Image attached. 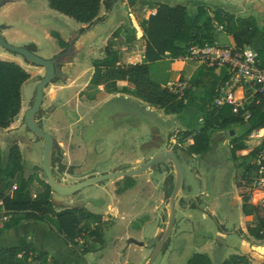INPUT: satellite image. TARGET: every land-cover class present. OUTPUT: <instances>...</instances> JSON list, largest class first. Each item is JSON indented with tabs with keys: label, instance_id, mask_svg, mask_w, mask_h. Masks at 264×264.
<instances>
[{
	"label": "crops",
	"instance_id": "obj_1",
	"mask_svg": "<svg viewBox=\"0 0 264 264\" xmlns=\"http://www.w3.org/2000/svg\"><path fill=\"white\" fill-rule=\"evenodd\" d=\"M144 1L156 4L153 8L143 7L141 15L144 20L148 18L146 11L156 10L159 4L184 6L188 25L193 23L195 12L199 6H203L208 15L215 9H221L238 18L252 17L258 21L264 20V0H242L243 6H240L236 0H184L181 3L173 1L172 4L164 3V0ZM20 4L30 8H38L44 17L51 18L50 20L54 21V23L45 27L37 24L36 30L40 27V39L29 37L17 29L12 17V6ZM246 4L249 7H246ZM258 24L260 27L262 23L258 22ZM0 26V33L6 42L22 47L33 45L35 53L42 58L51 59L64 49L68 50L59 60L62 77L48 84L43 90L40 111L47 112L42 119H37L35 116L36 123L44 132L46 131L51 135L56 142L58 152L61 154V165L66 168L62 175L57 176L56 167H52V174L58 182L74 184L83 179L105 173L136 170L158 150H170L174 147L172 143H177L179 149H176V154L180 163L188 166L192 177L199 183L197 189H193L191 186L185 188L182 186V191L177 198L182 199L185 205L180 207L178 204L177 207L181 212L186 213L188 218H191L198 209L203 223L208 218H212L220 228L215 233V238L204 239L199 246L191 248L193 254L206 255L212 264H222L233 255L246 256L248 264H264V242L250 241L247 228L255 227V225H249L251 217L242 213V200L233 181L235 169L242 163L249 164L252 162L254 155L250 153L257 150L260 140L252 135L245 137L242 141L245 149L236 151L233 159L230 144L232 137L228 141H223L224 133L229 134L231 129H214L210 131L209 138L214 132L218 134L216 150L212 151L213 153L210 152L209 142L208 151L205 155H213L224 147L227 150L229 149L230 155V161L225 162L224 165H218L213 170L212 175L211 173L204 174L196 171V165L207 161L206 157H203L205 155H188L183 151L184 146L190 143V140L187 139L181 144L178 143L183 132L198 131L202 126L205 113L201 112L199 107L205 82L204 79H201L202 75L200 76V74L210 67L207 59H172L166 54L164 59L149 64L152 81L163 87L176 90L179 94L186 93L185 109L178 114H166L163 110L151 107L133 96L131 93L132 86L126 81H117L116 91L111 94L105 93L102 85H90L94 72L92 63L104 57V49L108 42L114 44L113 48L118 50L121 66L146 62L144 57L146 40L143 30L135 18L134 12L128 6L127 0H115L109 9H106L105 5L102 4L98 20L94 24L77 23L73 19L47 8L44 0H6L0 7ZM56 37H59L66 44L64 49L58 45ZM223 37L230 39V42L220 45L219 39ZM213 46L219 48L231 47L233 43L229 35L218 31ZM252 47V44L244 46L247 50L258 53L257 49L259 48L253 49ZM0 60L18 64L30 76L20 89L21 110L14 119L15 125H12L13 121L8 128H0V133L2 139L9 135L8 139H4L6 149L12 145L18 146L22 156L23 169L28 168L29 174H32L40 171V169L35 160L29 155V153L31 154L29 145L34 144L32 140L39 138L35 135L36 138L31 137L32 133L23 123V114L30 106L35 92L31 101L25 105L22 91L23 87L30 81L37 85L39 81L36 76L39 73L36 74V72L30 71L29 67L31 66H27L28 64L20 56H9L0 52ZM221 68L217 67L216 73H219ZM43 75L44 70L42 69L41 78ZM109 103L127 104L131 108V113L138 116L139 119L136 125H132L130 129L118 134L121 141L114 149L118 150L120 146H124V134L130 131L136 135L132 136L131 139L129 138L128 144L130 146L124 149H131L136 142L139 149L142 148V145H146L148 150H139L132 161L123 158L121 163L112 164L105 170L95 171L93 169L79 173L88 155L82 142L83 126L94 122V117H91V115L96 114ZM158 120L165 125L163 128L157 126L156 122ZM64 123L67 129V139H62V130L59 128ZM242 135L243 131L240 134L235 133V136L238 137ZM146 136L151 139L149 142L145 139ZM178 136L179 140L176 142ZM9 141L13 144H9ZM118 152L125 153L124 150H118ZM25 153H27L26 159L24 157ZM119 166L126 167L120 168ZM70 167L73 168V172L68 174L67 169ZM169 175L172 176V183L174 184L173 168L171 171L166 172L152 167L140 175L117 178L95 185L96 196H100V200L98 203L94 202V205L89 204L93 201L92 197H90L91 200H86V196H83L84 194L81 191L78 192L75 199L79 201L85 199L87 201L81 207L101 217L99 223L102 229L101 240L86 237L85 233H82L81 237L77 239L79 247L83 245L93 246V249L84 255L77 256L74 254L56 230L38 220L21 219L10 229L0 231V249L17 246L21 238H27L32 240L37 252L45 253L49 259L58 264H146V262L144 263L147 253L146 246L154 241L157 232L155 228L151 230L149 225L159 223L160 215L166 209L164 207V182ZM226 177L228 178L226 179ZM225 181H228V188L227 184H220V182ZM263 194L264 192L261 191L252 192L249 204L259 206L257 200ZM35 195L32 194V196ZM194 201H196V205L194 209H191L190 205ZM89 205H93V209L90 210ZM166 211L167 219L168 208ZM96 225L98 224L91 220L85 221L82 223V229H93ZM198 226L200 227V225ZM195 230L196 227L193 226L192 221H186L185 218L179 219L174 234L169 235L165 246L167 241H178L180 245H184L186 239L177 240V237L197 233ZM235 232H238L239 235L238 244L229 243L227 235ZM187 237L189 238V235H186ZM170 242L167 244L168 247H165L167 254L172 252ZM187 243L192 244L190 240ZM181 248L183 249L184 246H181ZM184 257H181L182 264H186L188 258Z\"/></svg>",
	"mask_w": 264,
	"mask_h": 264
},
{
	"label": "trees",
	"instance_id": "obj_2",
	"mask_svg": "<svg viewBox=\"0 0 264 264\" xmlns=\"http://www.w3.org/2000/svg\"><path fill=\"white\" fill-rule=\"evenodd\" d=\"M50 9L67 16L80 24H92L98 20L100 7L105 5L109 9L115 0H47ZM128 6L134 12L135 18L143 30L146 40L144 57L146 62L135 65L121 66L119 64V52L114 49V44L108 42L104 49V57L92 63L93 75L90 85H102L104 92L111 94L116 91L117 81H126L132 86V95L151 107L163 110L166 114H178L186 107V93L179 94L173 89L163 87L150 78L149 64L162 60L166 54L172 59L189 55L193 46H213L218 31H222L231 37L233 46L242 49L252 44L253 39L261 34L264 41V20L255 18H238L221 9H215L210 15L203 6H199L195 12L191 25L186 23V9L184 6H169L159 4L156 14L146 20L142 18L141 11L144 6L153 8L156 4L144 0H127ZM259 23H262L259 27ZM221 27V30H218ZM58 45L64 49L66 44L56 37ZM35 51L33 45L27 46ZM264 67V56L258 54ZM217 66H210L200 74L204 79V92L200 100V111L205 113L203 123L198 131H185L181 134L184 140H190L183 151L188 155H205L208 151L209 132L218 130H230L231 126H240L242 136H233L230 140L231 155L235 158V152L245 149L242 141L252 131L264 129V93H255L252 99L245 102L237 113L229 105L216 107L213 105L219 89L226 79L224 68L216 73ZM29 74L18 64L0 60V128L10 126L21 110V86L29 79ZM249 97V93L245 95ZM247 114V118L244 115ZM257 150L250 154L255 155ZM52 166L58 161L52 160ZM63 167V166H62ZM253 163H242L234 171L233 181L237 193L242 200V213L251 217L247 232L252 242H264V210L260 206L249 204L250 196L254 190L252 187L251 171ZM21 174L17 182L16 177ZM37 180L42 191L35 196L31 194V184ZM172 177L167 176L164 182L165 197H169L172 190ZM10 192L6 194L5 192ZM51 189L49 185L37 178V175H24L22 156L18 146L8 147L2 158L0 150V211L6 214H22V218L13 220L11 225L4 226L8 230L18 221L38 220L49 225L50 228L62 237L63 241L73 250L77 256L84 255L93 249V246H78L77 239L85 233L86 237L102 239V229L99 226L101 217L87 211L85 208H71L56 211L51 202ZM194 209V207H191ZM95 221L93 229H82L85 221ZM176 222V220H175ZM151 230H157L154 241L146 246V256L157 243L162 229L159 223L149 225ZM162 251V250H161ZM34 255V259H41L42 264H58L49 259L45 253L37 252L32 240L21 238L17 246L0 249V264H22L21 260H27ZM186 264H212L204 254H191ZM222 264H248L246 256L233 255Z\"/></svg>",
	"mask_w": 264,
	"mask_h": 264
},
{
	"label": "rangeland",
	"instance_id": "obj_3",
	"mask_svg": "<svg viewBox=\"0 0 264 264\" xmlns=\"http://www.w3.org/2000/svg\"><path fill=\"white\" fill-rule=\"evenodd\" d=\"M164 1H165L164 3L172 4L173 1H177V2L181 3L184 0H164ZM236 1L240 4V6H243L242 0H236ZM44 4L46 5L47 8H49L47 5V0H44ZM246 7H249V6L246 4ZM12 17H13V20L15 21V25H16L17 29L21 30L25 35H27L29 37H33V38L36 37L37 39H40V27L36 30L37 24L39 26L45 27L51 23H54L53 20H50L51 18L44 17L42 15V13L39 12L38 8H30L29 6H26L23 4L12 6ZM229 42H230V39H227L225 37L219 39L220 45L227 44ZM11 45H13V44H11ZM252 45H253V47H252L253 49L259 48V49H257L258 54H261L264 56V41L262 39L261 34H258V36H256L255 39H253ZM13 46H15V45H13ZM16 47H22V46H16ZM0 52L6 53L9 56H18L16 54L10 53L8 51L2 50L1 48H0ZM39 57H41V56H39ZM43 59H46V58H43ZM26 64H28V63H26ZM27 66H31V67H29L30 71L36 72V74L39 73L36 76L38 81H39L41 78L40 75H42V69L40 70V68H38L37 66L30 65V64H28ZM35 87H36V85H34L33 81L28 82L23 87L22 96H23V101H24L25 105H27V103H29L31 101V99L33 98V93L35 92ZM251 99H252L251 96H249L248 98L246 97L247 101H249ZM32 102H33V100H32ZM32 102L30 103V106L32 105ZM46 112L47 111H40L39 114L36 116V118L42 119L45 116ZM94 114L91 115V117L92 116L94 117V122H92L90 124L87 123L83 126L84 128L82 127L83 128L82 142L84 144L85 150H86L88 155H87L86 160L84 161V164L82 165L79 173L91 171L93 169L95 171L96 170L102 171V170L108 169V167H110V165H112V164H115V163L117 164L119 162L121 163L123 161L122 160L123 158H124V160L129 159L132 161L136 157V155L138 154L139 150L140 151H147L148 150V147L146 145H142V148L139 149V147L136 145V142H135V145L131 149H129V150L124 149L125 147L130 146V144H128L129 138L131 139L132 136L134 137L136 135L134 132H130V131L126 132L124 134L125 135L124 146L123 147L120 146L118 149L119 151L124 150L125 153L122 154V153L118 152L117 149L116 150L114 149L115 147H117L119 141H121V138L119 137L118 134H120L122 131L130 129L132 127V125H136L138 120H139L138 116H135L131 113V108L127 104L126 105H123V104L119 105L117 103H109V104H106L100 111H98L95 114V116H94ZM143 116H146V115H143ZM144 118L148 119L147 117H144ZM14 123H15V121L13 122L12 125H15ZM156 123H157L158 127L163 128L165 126L159 120ZM59 128L62 130V134H63L62 139H67L68 136H67L66 124L65 123L61 124L59 126ZM231 130L234 131V135H235V133L240 134V132H242L243 129L240 126L233 125V126H231ZM10 132H13V131H10ZM5 135H7V134L5 133ZM217 135L218 134L216 132H214L210 135V138H209L210 152L216 150L215 146H216V139L218 137ZM8 136L7 137L5 136V138L8 139ZM31 137L36 138L33 134H31ZM5 138L2 139V134L0 133V148H1L2 158H3V154L6 150L5 145H4V139ZM230 138H231V136H229V134H227L225 132L224 133V139L225 140L223 139V141H228V139H230ZM145 139L148 142L151 140L149 138V136H146ZM178 140H179V136H178V139L176 140V142ZM252 140H253V138H252ZM33 141H34V144L29 145V149L31 150V154L29 153V155H30V157H32L35 160L40 171H42L41 165H42V156H43V150H44V142L41 139L32 140V142ZM9 144H13V143L9 141ZM172 145L174 146V147H172V150L176 151V149H179V147L177 146V143H175V144L172 143ZM160 151L161 150H158L157 152H160ZM157 152H155V153H157ZM115 153L118 155H116ZM210 156H212V157H210ZM24 157L26 159L27 153H25ZM203 157H206L207 161L196 165V171H199V173L203 172L204 174H207V173L210 174L211 173V175H212L213 170L218 165H224L225 162L230 161L229 149L227 150L225 147L220 149L218 152H216L213 155L208 154V155H205ZM52 160H55V161L58 160V163H55L52 167L53 168L56 167V175L57 176L62 175L65 171V167H62V165H61L62 164L61 163V154L59 152H54ZM200 160H201V158H200ZM180 164H181V169H182V174H183V185H182L183 188H185L186 186H191V187H193V189H197L199 187V183L196 179H194L192 177L191 170L188 168V166L186 164H184V163H180ZM120 165H122V164H120ZM119 167L124 168L126 166H119ZM154 167L158 168L159 170H165L166 172L172 170V165L170 162L164 163V165H162V166H154ZM27 169L28 168L24 169V175L29 176V175L36 174L37 178L39 180H43L47 183L44 175L42 176L43 171L42 172L37 171L35 173L29 174V171ZM67 172H68V174L72 173L73 168L70 167L67 170ZM227 178L228 177H226V179ZM20 179H21V175L18 174L16 177L17 182ZM172 181H173V179H172ZM192 182H193V185H192ZM225 182H220V184L221 183H222V185L227 184V188H228V181H225ZM30 190H31V194L34 195V194H37L40 191H42V187L39 185L37 180H35L32 182ZM9 192L10 191L7 190L5 193L8 194ZM81 192L84 194L83 196H86L85 197L86 200H91L90 197H92L93 201H91L89 204H93L94 202L98 203L100 200V196H96L97 190L95 189L94 186L85 188ZM85 199H83L81 201L75 199V200H73L72 205L81 207L84 203L87 202ZM168 199H169V197H164V207H166V209L163 210L164 212L160 215V218L158 220L160 223V227H161L162 231L164 230V227H166V223H167V219H166L167 211L166 210H167ZM184 203L185 202L182 199H180L178 204L180 207H183V205H185ZM93 205H89L90 210L93 209V207H94ZM195 205H196V201H194L192 203V205H190V207H194ZM196 210L197 211L192 215V217L188 218L186 213L181 212L178 208L176 209V212H175V218H176L175 228H176V225H177V222L179 221V219L185 218L186 221H188V220L192 221L193 226L196 227L195 232H197V233L184 234L181 237H177V240H182L184 238L186 239L184 245L183 244L180 245L178 241H175V242L174 241H171V242L167 241V244H169V242L171 243L170 249L172 252H170V254H167L165 252V247H168V245L166 244V246H165V244H164L162 251L158 254V256L156 257L153 264H182L181 257H184V255H185V257L189 258V256L191 254H193L191 248L199 246V244H201L204 241V239L215 238V233L218 230H220V228L217 226V224L215 223V221L212 218H208V220H206V222H204L205 225L203 226L204 223L200 219V213L198 212V209H196ZM20 218H22V214H6L3 211H0V231L3 230L4 226L11 225L13 223V220H18ZM93 222H95V221H93ZM198 225H200V227ZM204 227H205V229H204ZM175 228H174V231L171 233V236L174 234ZM186 235H189V238L188 237L186 238ZM227 237H228L229 243L232 242L235 244L239 240L238 232H235L234 234H228ZM188 240H190V242L192 243L191 245H189L187 243ZM181 246H184V248L182 249ZM215 248H217V247H215ZM150 255H151V252L148 255V258L150 257ZM20 260H21L22 264H42V260L41 259L35 260L34 255L31 256L27 260H22V259H20ZM146 261H147V258L144 260V263ZM48 262H49V264H51V261H48Z\"/></svg>",
	"mask_w": 264,
	"mask_h": 264
},
{
	"label": "water",
	"instance_id": "obj_4",
	"mask_svg": "<svg viewBox=\"0 0 264 264\" xmlns=\"http://www.w3.org/2000/svg\"><path fill=\"white\" fill-rule=\"evenodd\" d=\"M6 2V0H0V7ZM95 23V22H94ZM92 23V24H94ZM1 29V26H0ZM30 46V45H29ZM0 48L2 50L8 51L10 53L16 54L23 58V60L44 70V75L40 78L39 82L35 87V93L32 105L23 114V123L25 127L37 138L43 140L44 150L42 156V171L43 175L51 189V202L54 208L58 211L71 208H81L79 206L72 205L73 200H75V195L84 190L85 188L101 184L103 182L114 180L117 178L130 177L135 175H140L154 166H162L164 163L170 162L174 170V184L169 195L167 208H168V218L165 229L162 231L160 238L153 247L150 257L147 259L146 264H153L158 254L161 252L166 240L172 233L175 224V212L178 208L179 199L177 196L182 191L183 185V174L181 169L180 161L177 157L176 151L164 150L155 153L147 162H145L141 167L136 170L128 171H116L111 173H105L98 176H92L83 179L74 184H62L58 182L52 174V164L51 158L53 152H58V146L51 135L44 132L42 128L36 123L35 116L40 112L41 103L43 100V90L51 82L56 81L61 78L60 70V59L68 52L64 49L60 54L54 56L51 59H43L39 57L35 51H31L24 47H16L8 42L2 37L0 33ZM229 135L234 136V131L230 130ZM160 156V158H158ZM58 161V160H57ZM58 163V162H57ZM66 170V168H65ZM68 170V169H67ZM68 173V172H67ZM71 174V173H69ZM57 196V197H56ZM179 209V208H178Z\"/></svg>",
	"mask_w": 264,
	"mask_h": 264
},
{
	"label": "built area",
	"instance_id": "obj_5",
	"mask_svg": "<svg viewBox=\"0 0 264 264\" xmlns=\"http://www.w3.org/2000/svg\"><path fill=\"white\" fill-rule=\"evenodd\" d=\"M146 13L147 17L154 16L156 10H149ZM218 30H221V27ZM180 59H207L210 66L224 68L227 77L213 101V105L216 107L229 105L233 108V112L237 113L243 108L247 93L251 97L255 93H264V67L258 53L253 50H247L244 47L238 49L234 46L219 48L205 45L202 48H191L189 55L180 57ZM174 92L178 91L174 90ZM244 118H247V114L244 115ZM250 135L256 136L260 140L252 160L253 192H264V129L252 131ZM257 203L264 210V194L257 200Z\"/></svg>",
	"mask_w": 264,
	"mask_h": 264
},
{
	"label": "bare ground",
	"instance_id": "obj_6",
	"mask_svg": "<svg viewBox=\"0 0 264 264\" xmlns=\"http://www.w3.org/2000/svg\"><path fill=\"white\" fill-rule=\"evenodd\" d=\"M158 158H160V156H158Z\"/></svg>",
	"mask_w": 264,
	"mask_h": 264
}]
</instances>
